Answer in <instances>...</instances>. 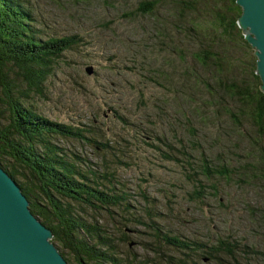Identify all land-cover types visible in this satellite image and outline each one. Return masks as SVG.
Instances as JSON below:
<instances>
[{
	"label": "trees",
	"instance_id": "obj_1",
	"mask_svg": "<svg viewBox=\"0 0 264 264\" xmlns=\"http://www.w3.org/2000/svg\"><path fill=\"white\" fill-rule=\"evenodd\" d=\"M158 7L172 10L171 28L187 43V71L177 73L181 78L172 85L167 73L160 74L163 88L180 91L170 92L164 103L179 112L174 122L187 135L171 139L175 147H169L177 156L169 147L154 150L164 153L165 160L181 162L192 183L190 196L201 204L208 202L219 211L236 201L245 206L251 202L248 193L264 194V91L255 49L238 25L242 8L236 0H140L137 11L157 17L159 37L165 20L156 15ZM31 12L23 0H0V165L18 182L31 211L52 229V240L69 264H149L135 256L133 235L141 230L132 224L140 219L127 201H135L136 214L144 209L149 214L156 199L140 184L131 191L117 169L88 166L79 154L55 143L63 137H85V127L51 120L35 103L23 100L30 91L41 90L53 57L79 41L77 35H46L36 29ZM19 80L28 86L19 90L20 97ZM208 126L215 129L214 138L204 133ZM158 136L165 141V134ZM110 141L121 144L117 138ZM92 142L107 152L108 143ZM229 186L249 191L242 192L246 197L233 198ZM256 197L259 207L246 208L264 227V195ZM169 211L152 213L161 221V216L173 217V209ZM157 227L155 238L164 239L152 249L161 258L157 264H199L205 257L210 259L206 264H254L247 255L257 253L254 247L237 255V232L205 231L194 240L185 231L170 234L168 224Z\"/></svg>",
	"mask_w": 264,
	"mask_h": 264
},
{
	"label": "rangeland",
	"instance_id": "obj_2",
	"mask_svg": "<svg viewBox=\"0 0 264 264\" xmlns=\"http://www.w3.org/2000/svg\"><path fill=\"white\" fill-rule=\"evenodd\" d=\"M23 1L32 11L36 29L46 35H77L79 39L72 48L53 57L52 68L41 90H29V97L23 96V100L30 105L35 103L37 111L51 120L85 127L82 130L85 137H63L55 143L79 154L88 166L105 167L115 173L117 169L131 191H136L134 188L140 184L156 199L150 207L153 213L173 209L172 218L164 214L159 221L146 209L136 214L135 201H127L132 215L140 219L132 224L141 230L139 235H133L135 256L147 259L149 264L160 262V256L152 250L164 242L161 236V241L155 238L159 232L158 223L168 224L170 234L185 231L194 240H200L197 235L205 231L212 235L219 230L221 234L224 230L237 232L241 238L237 255H244L247 246L254 247L257 253L247 255L254 264L264 263V251L260 250L264 248V227L246 208L248 205L259 207L260 198L256 196L264 194L248 193L249 204L242 206L236 201L228 206L229 210L219 211L208 202L201 204L190 196L193 194L192 183L183 173L181 162L165 160L164 153L154 150L170 145L174 148L172 137L187 135L174 122L175 115L180 117L179 112L164 103L166 95L180 91L177 87L170 91L163 88L160 78L161 72L167 73L173 85L181 78L177 73L180 74L181 69L183 74L187 71L184 60L187 43L171 28L172 10L158 7L156 15L165 20L159 37L156 34L159 27L157 17L137 11L140 0ZM89 65L94 68L92 75L86 72ZM185 77L190 78L188 73ZM25 88H28L27 83L19 80L17 96L20 97L19 90ZM226 126L223 121V130ZM203 129L209 138L215 137L214 128ZM161 133L165 134V141L157 140ZM114 138L121 144L110 141ZM92 141L108 143L107 152L96 149ZM170 153L177 156V151L173 152L171 148ZM195 160L196 163L197 157ZM244 191L235 186L227 187L228 195L233 198L246 197ZM209 260L208 257L201 258L199 264H206Z\"/></svg>",
	"mask_w": 264,
	"mask_h": 264
},
{
	"label": "water",
	"instance_id": "obj_3",
	"mask_svg": "<svg viewBox=\"0 0 264 264\" xmlns=\"http://www.w3.org/2000/svg\"><path fill=\"white\" fill-rule=\"evenodd\" d=\"M238 25L255 49L264 91V0H236ZM89 75L93 66L86 68ZM18 182L0 165V264H69L52 241L53 231L30 209Z\"/></svg>",
	"mask_w": 264,
	"mask_h": 264
},
{
	"label": "bare ground",
	"instance_id": "obj_4",
	"mask_svg": "<svg viewBox=\"0 0 264 264\" xmlns=\"http://www.w3.org/2000/svg\"><path fill=\"white\" fill-rule=\"evenodd\" d=\"M1 38V37H0ZM40 218V217H39ZM41 219V218H40ZM53 241V240H52ZM59 249V248H58ZM65 257V256H64Z\"/></svg>",
	"mask_w": 264,
	"mask_h": 264
}]
</instances>
